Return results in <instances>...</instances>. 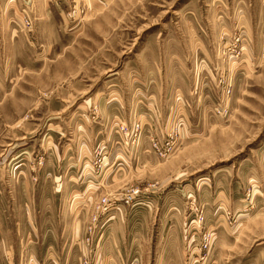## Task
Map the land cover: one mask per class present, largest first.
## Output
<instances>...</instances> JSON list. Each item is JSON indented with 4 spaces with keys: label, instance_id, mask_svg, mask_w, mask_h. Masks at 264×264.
Returning a JSON list of instances; mask_svg holds the SVG:
<instances>
[{
    "label": "rangeland",
    "instance_id": "rangeland-1",
    "mask_svg": "<svg viewBox=\"0 0 264 264\" xmlns=\"http://www.w3.org/2000/svg\"><path fill=\"white\" fill-rule=\"evenodd\" d=\"M0 264H264V0H0Z\"/></svg>",
    "mask_w": 264,
    "mask_h": 264
},
{
    "label": "crops",
    "instance_id": "crops-1",
    "mask_svg": "<svg viewBox=\"0 0 264 264\" xmlns=\"http://www.w3.org/2000/svg\"><path fill=\"white\" fill-rule=\"evenodd\" d=\"M132 213L128 217H122V219L115 222L114 229L111 232L109 244L117 246L119 249L124 246L123 244H131L137 246V248H140L141 246H145L147 244L149 236L148 234H146L145 236L142 228L140 229V226L142 227V222L139 223L141 219V212L134 214ZM135 218H137L135 224H138H136L135 227L130 228L129 225L134 221L133 219Z\"/></svg>",
    "mask_w": 264,
    "mask_h": 264
},
{
    "label": "built area",
    "instance_id": "built-area-1",
    "mask_svg": "<svg viewBox=\"0 0 264 264\" xmlns=\"http://www.w3.org/2000/svg\"><path fill=\"white\" fill-rule=\"evenodd\" d=\"M204 242H208V240H205Z\"/></svg>",
    "mask_w": 264,
    "mask_h": 264
}]
</instances>
